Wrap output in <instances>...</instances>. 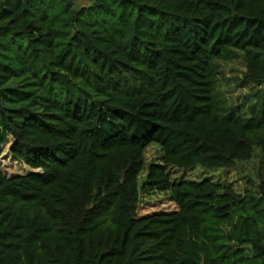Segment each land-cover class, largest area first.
I'll use <instances>...</instances> for the list:
<instances>
[{
	"label": "trees",
	"instance_id": "16d2710c",
	"mask_svg": "<svg viewBox=\"0 0 264 264\" xmlns=\"http://www.w3.org/2000/svg\"><path fill=\"white\" fill-rule=\"evenodd\" d=\"M10 138L39 172L0 165V264H264V180L169 173L264 155V0H0ZM151 144L177 210L140 218Z\"/></svg>",
	"mask_w": 264,
	"mask_h": 264
},
{
	"label": "rangeland",
	"instance_id": "374dc122",
	"mask_svg": "<svg viewBox=\"0 0 264 264\" xmlns=\"http://www.w3.org/2000/svg\"><path fill=\"white\" fill-rule=\"evenodd\" d=\"M90 0H80L82 5H88ZM240 65L232 69L236 73L240 69ZM234 97L236 98L238 90L233 89ZM12 139L5 146V151L0 158V165L3 173L12 178L15 176H24L39 171L32 170L23 163L16 161L10 152ZM162 157V151L156 144H151L145 152L146 166L145 172L141 175L140 188L141 198L139 203L138 214L140 218L149 217L155 214L172 213L177 210L176 204L171 199L170 193H159L155 191L144 190V183L148 176L149 167L152 164H159ZM169 173L173 181H195L201 182L211 180L215 183L231 186L240 194H245L246 191H257L259 185L264 180V155L259 148H256L254 157L247 162H239L230 169L221 170H205L197 168L194 170H178L170 169Z\"/></svg>",
	"mask_w": 264,
	"mask_h": 264
},
{
	"label": "built area",
	"instance_id": "2783aa9c",
	"mask_svg": "<svg viewBox=\"0 0 264 264\" xmlns=\"http://www.w3.org/2000/svg\"><path fill=\"white\" fill-rule=\"evenodd\" d=\"M91 1H96V0H91Z\"/></svg>",
	"mask_w": 264,
	"mask_h": 264
}]
</instances>
